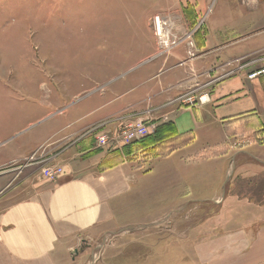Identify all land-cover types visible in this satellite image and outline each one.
<instances>
[{
    "label": "crops",
    "instance_id": "obj_1",
    "mask_svg": "<svg viewBox=\"0 0 264 264\" xmlns=\"http://www.w3.org/2000/svg\"><path fill=\"white\" fill-rule=\"evenodd\" d=\"M211 1L148 5L192 30L194 58L184 42L61 112L51 102L35 134L10 136L0 121V264H68L97 233L183 221L190 205L208 210L188 215V231L175 222L159 264H264V74L248 76L264 68V0H225L223 18ZM252 55L245 68L227 64ZM139 123L149 145H125L122 127ZM102 134L110 144L97 147ZM45 164L64 174L48 181Z\"/></svg>",
    "mask_w": 264,
    "mask_h": 264
},
{
    "label": "rangeland",
    "instance_id": "obj_2",
    "mask_svg": "<svg viewBox=\"0 0 264 264\" xmlns=\"http://www.w3.org/2000/svg\"><path fill=\"white\" fill-rule=\"evenodd\" d=\"M158 1L0 0V121L13 126L10 136L17 135V131L22 135L41 131L42 123L51 121V102L55 113L61 112L86 92L106 88L123 74L141 71L159 54L149 26L151 17L158 13L154 7L153 11L149 8ZM211 6L209 14L213 18H223L222 9H229L225 0H212ZM145 7L152 14L144 13ZM132 24L135 29H129ZM110 25L119 28H108ZM252 57L227 64L232 65L231 69L236 64L245 68ZM20 102L33 104L38 111H26ZM25 120L36 122L32 126L36 129H24ZM4 134L1 132L0 137ZM42 155L45 152L31 156L30 162H39ZM53 166L45 164L43 168L44 177L51 182L54 180L47 171ZM57 167L63 172L56 180L64 174L63 167ZM198 206L195 212L201 219L207 205L184 208L183 221L178 219L184 231L190 229L188 215ZM158 208L161 211L165 207L153 206L151 214L158 213ZM178 220L153 223L147 229L114 228L97 233L81 243L74 255L76 260L68 264H159L161 242L171 237L170 228Z\"/></svg>",
    "mask_w": 264,
    "mask_h": 264
},
{
    "label": "built area",
    "instance_id": "obj_3",
    "mask_svg": "<svg viewBox=\"0 0 264 264\" xmlns=\"http://www.w3.org/2000/svg\"><path fill=\"white\" fill-rule=\"evenodd\" d=\"M180 19V18H179ZM173 14H155L150 22L152 33L155 36L159 54H166L177 48L184 42L188 44V54L191 58L196 56L195 42L192 39V30L185 28L181 20ZM264 74V70L252 72L249 75L250 79H254ZM189 104H195L196 99H189ZM203 102V97L200 99ZM150 134L149 127L145 123L126 124L120 131L121 140L125 145L140 141ZM97 147H105L110 144V139L107 134H102L97 137ZM63 172L57 166L50 167L47 171L52 180H56L57 176Z\"/></svg>",
    "mask_w": 264,
    "mask_h": 264
},
{
    "label": "trees",
    "instance_id": "obj_4",
    "mask_svg": "<svg viewBox=\"0 0 264 264\" xmlns=\"http://www.w3.org/2000/svg\"><path fill=\"white\" fill-rule=\"evenodd\" d=\"M143 140V145L145 146V145H149V143H147V141L148 140H145V139H142ZM142 140H140V141H142ZM137 142H139V141H137ZM189 142V140H188V138H185V139H183V145L184 144H186V143H188ZM135 143V142H134Z\"/></svg>",
    "mask_w": 264,
    "mask_h": 264
}]
</instances>
